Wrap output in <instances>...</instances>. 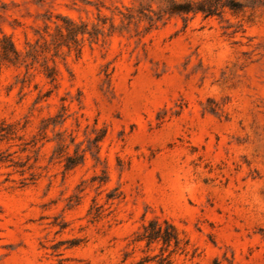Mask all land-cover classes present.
I'll return each instance as SVG.
<instances>
[{"label": "rangeland", "instance_id": "1", "mask_svg": "<svg viewBox=\"0 0 264 264\" xmlns=\"http://www.w3.org/2000/svg\"><path fill=\"white\" fill-rule=\"evenodd\" d=\"M3 1L22 50L47 12L93 23L132 2ZM226 19L241 30L172 19L65 49L56 88L2 68L0 264H138L154 217L190 239L173 264H264V0Z\"/></svg>", "mask_w": 264, "mask_h": 264}, {"label": "trees", "instance_id": "2", "mask_svg": "<svg viewBox=\"0 0 264 264\" xmlns=\"http://www.w3.org/2000/svg\"><path fill=\"white\" fill-rule=\"evenodd\" d=\"M0 1V10L6 12L8 4ZM259 2L260 0H132L130 6L117 7L110 20L99 12L98 21L93 23L77 21L61 13L53 15L47 12L43 17V26L35 29L34 41L27 39L23 50L16 45L13 36L3 32L0 27V72L3 67L24 68L26 76L30 77L33 76L32 71L39 70L56 88L57 59L63 58L65 49L80 56L86 42L96 44L115 34L132 32L138 36L146 35L172 19H180L184 27H188L198 17L203 20L217 18L221 22H228V28L235 26L241 30L243 25L230 24L226 15L230 13L239 17L249 9H256ZM0 19L5 20L4 13L0 12ZM11 25L16 29L20 24ZM103 138L100 136L97 141ZM67 148L68 145L63 141L55 153L62 157ZM83 161L84 155L79 150L75 155L66 156L67 168H73ZM0 162H3L2 159ZM130 244L143 245L142 252L145 255L138 264H173L175 256L189 253L190 239L171 220L154 217L142 224L134 233ZM59 263L62 264V261Z\"/></svg>", "mask_w": 264, "mask_h": 264}]
</instances>
